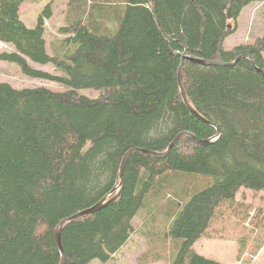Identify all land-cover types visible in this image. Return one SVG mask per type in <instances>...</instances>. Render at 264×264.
<instances>
[{
    "label": "trees",
    "instance_id": "obj_1",
    "mask_svg": "<svg viewBox=\"0 0 264 264\" xmlns=\"http://www.w3.org/2000/svg\"><path fill=\"white\" fill-rule=\"evenodd\" d=\"M24 2L0 0V43L11 48L0 61L67 90L0 82V264H60L59 222L102 201L65 222L59 236L65 264H105L129 240L140 209L151 222L165 189L175 185L184 198L205 182L198 176L212 181L180 208L167 205L170 223L145 234L156 252L138 264L161 261L159 247L172 241L179 244L170 264H222L194 243L221 237L209 229L222 207L240 217L239 189L264 193V33L231 48L225 42L241 11L264 0H67L49 51L52 3L30 28L19 16ZM243 55L251 61L233 63ZM183 56L211 63L185 60L180 74L199 117L178 88ZM130 149L166 154H130L120 180Z\"/></svg>",
    "mask_w": 264,
    "mask_h": 264
},
{
    "label": "rangeland",
    "instance_id": "obj_2",
    "mask_svg": "<svg viewBox=\"0 0 264 264\" xmlns=\"http://www.w3.org/2000/svg\"><path fill=\"white\" fill-rule=\"evenodd\" d=\"M52 3V16L44 21L45 41L47 44V51H49L48 44L53 45V40L61 35L58 32L60 25L63 24L64 12L66 10L67 0H37L24 2L20 9L21 20L28 27H34L36 19L47 3ZM231 26L237 28L233 35L226 39L225 47L231 48L242 42L251 43L256 38L264 33V3H256L246 6L237 18V22H231ZM11 49L6 44L0 43V51ZM264 56V53H263ZM53 73V68L47 66H33ZM0 82L8 83L16 89L34 88L39 86L47 87L54 91H66L67 88L57 83L45 80L31 79L23 75L21 68L17 64L0 61ZM80 95L89 97H96L99 91L93 89H80L77 91ZM186 176H198L185 174ZM204 178L205 182L201 180L195 183V187L188 189V195L181 198L178 196V188L173 185L165 189L161 196L157 197V210L162 212L152 211V221L146 222V219L151 214L148 208L140 209L137 216L133 219L134 231L129 240L124 246L113 255L112 259L105 264H138L139 258L147 254V252L154 250V245L149 243V237L145 235L150 231L149 229L155 227L158 223L162 228L171 219L168 218L167 211L168 204H176L177 208L182 205L197 191L207 187L211 178L198 176ZM233 205H238L241 210L239 218L231 208H221L218 217L213 222V227L209 230L214 231V235L220 234L221 237L202 238L194 243V249L200 255L218 261L222 264H264V193L255 192L252 190L239 189ZM170 217V216H169ZM150 223V224H148ZM167 224V225H168ZM263 225V226H262ZM148 227V228H147ZM222 238V239H221ZM239 239H242L240 243ZM172 241L171 239H169ZM179 244V241H177ZM238 242V243H237ZM174 241L168 244L166 249L160 248V254L163 255L162 260L154 264H170L173 256L176 253ZM242 244V245H241ZM244 245V246H243ZM238 247H242V254H237ZM154 250V251H153ZM240 251V253H241ZM162 252H165L164 254ZM89 264H104L98 260H92Z\"/></svg>",
    "mask_w": 264,
    "mask_h": 264
},
{
    "label": "water",
    "instance_id": "obj_3",
    "mask_svg": "<svg viewBox=\"0 0 264 264\" xmlns=\"http://www.w3.org/2000/svg\"><path fill=\"white\" fill-rule=\"evenodd\" d=\"M248 59L249 61H251L250 59V56L249 55H243L241 56V58L239 57L238 59L235 60V62L233 63H236L237 61H239L240 59ZM185 60H192V61H195V62H198L202 65H211V63L209 62H205V61H201V60H198V59H190V58H187L185 56L182 57V60L180 61L181 64H180V67H179V72H178V85H179V89H180V94H181V98H182V101L185 103V105L192 111V113H194L196 116L199 117V115L197 113H195V111L193 110V108L190 106L189 102L186 101L187 100V97H186V94L184 92V89L182 88V83H181V72H182V67H183V61ZM264 111V110H263ZM220 135V132L217 131V137ZM182 136V134L178 135L173 141L172 143L169 145V147L167 148L166 152L169 151V149L180 139V137ZM201 144H206L208 142H200ZM134 152H141V153H145L147 155H150V156H153V157H157V158H161L163 156H165L166 152L165 153H157V152H150V151H146V150H142V149H130L127 154H125L123 160H122V163H121V167H120V172H119V179L121 180L122 179V174H123V170H124V167H125V163L128 159V157L130 156V154L134 153ZM121 184V183H120ZM114 191H118V187H116L114 189ZM103 207V201L100 202V203H97L96 205L87 208L86 210H83L82 212H79L77 214H74L64 220H62L61 222H59L60 224L58 225L56 231H55V242H56V245H57V249H59L60 251V255H61V261L60 264H65L66 262V258H65V254H64V251L62 249V246H61V242H60V233H61V229H62V226L64 225L65 222H69V221H72V220H75L79 217H82V216H85V215H88V214H91V213H94L96 212L97 210H99L100 208Z\"/></svg>",
    "mask_w": 264,
    "mask_h": 264
}]
</instances>
